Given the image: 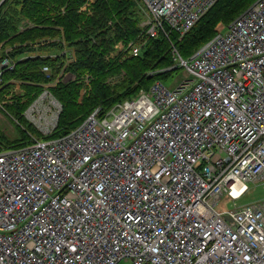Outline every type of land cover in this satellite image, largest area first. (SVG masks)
Here are the masks:
<instances>
[{
	"label": "built area",
	"instance_id": "2783aa9c",
	"mask_svg": "<svg viewBox=\"0 0 264 264\" xmlns=\"http://www.w3.org/2000/svg\"><path fill=\"white\" fill-rule=\"evenodd\" d=\"M139 1L133 56L145 40H181L218 0ZM173 53L170 86L60 138L0 146V264H264V200L219 208L264 183V0L189 59ZM38 108L50 135L44 96L25 115Z\"/></svg>",
	"mask_w": 264,
	"mask_h": 264
},
{
	"label": "trees",
	"instance_id": "16d2710c",
	"mask_svg": "<svg viewBox=\"0 0 264 264\" xmlns=\"http://www.w3.org/2000/svg\"><path fill=\"white\" fill-rule=\"evenodd\" d=\"M87 1L4 0L0 5V63L7 59L9 51V57L15 62L12 68L3 71L0 113L15 126L19 135L10 139L0 128L1 149L27 147L33 138H60L77 128L95 109L99 108L103 116L114 105L148 90L155 81H168L181 72L176 66L174 49L181 58L189 59L218 33V23L227 27L256 0H218L181 40L177 34L171 33L169 38L161 35L145 40L138 56L131 55L127 49L113 59L110 54L116 44L127 45L145 34L137 1L95 0L87 10L80 11ZM24 20L27 22L23 23ZM65 48L74 49L75 56L66 72L90 74V90L78 102L79 84L60 83L51 88L48 92L62 111L52 134L38 137L40 134L28 123L25 112L42 93L41 85L59 77L66 63ZM58 52L64 53L51 56ZM122 72V81L108 80ZM15 83L25 93L12 96L3 108L4 96L13 90Z\"/></svg>",
	"mask_w": 264,
	"mask_h": 264
},
{
	"label": "rangeland",
	"instance_id": "374dc122",
	"mask_svg": "<svg viewBox=\"0 0 264 264\" xmlns=\"http://www.w3.org/2000/svg\"><path fill=\"white\" fill-rule=\"evenodd\" d=\"M94 1L95 0H88L81 7L80 11L87 10ZM136 1H137V6H138L137 7L138 11L142 15V18H145L146 17L145 8L143 7V5L141 4V2L139 0H136ZM26 22H27V20H24L23 23H26ZM22 28L23 27L21 26L20 29H22ZM216 29L217 30L224 29V27L222 26V23H218L216 25ZM65 51H66V54H64V55H66V63L64 65V68L61 70V72L59 74V77L56 80L51 81L50 83L41 85L43 91L39 95V97L40 96H44L45 100L52 105V112L53 113L49 114L50 122L52 123L50 125V127H49V131H51V134H52V132L54 131V129L56 128V126L58 124V119H59L60 113L62 111V107L58 103V101L54 98V96H52V94L49 93L48 91H50L51 88L56 87L60 83H65V84L77 83V84H79L81 86L79 100H78V102H81L82 98L89 92L90 84H91V80H92L91 75L88 74V73H83V74L79 73V74H77V73H72V72H66L65 69L69 66V64L71 62L75 61V56H74V49H71V48H67L66 49L65 48ZM125 51H127V45H125V43H118V44L115 45L113 53L110 54V58L113 59L116 55L121 54V53H123ZM9 53H10V51L7 53V56H8L7 60H8L9 65L13 67L15 65V62L9 57ZM63 53L58 52V53L53 54L51 56L54 57L57 54L59 56V55H62ZM179 74H181V72ZM179 74L173 75V77L170 78L168 81L163 82L164 85L166 87L170 86L173 83V81L178 79ZM123 78H124V72H122L120 75H117L115 77H111L108 80L110 82L117 83L118 81H122ZM45 90H47V92ZM24 91L25 90L22 89V87H21V85L19 83H15V87L13 88V90L7 96H4V101H2V103H4L3 108H5V106H6L5 104L9 103L12 100V96H14V95H17V96L24 95V93H25ZM39 97L35 101H37L39 99ZM34 102H32V104H34ZM28 108H27V110H28ZM46 116H47V114H45V112L43 110H41L40 108L35 109V111L32 114V116H30L28 113L25 115L26 120L28 121V123H30L33 126V128L36 129V131L40 134L39 136L37 135L38 137L49 136V135H44L42 133V131H41L43 118L46 117ZM47 124L48 123H43V125H47ZM12 125L0 113V128L7 132V134L9 135L10 139L19 138V135H17L15 126L14 125L12 126ZM34 139H36V138H33V140ZM262 200H264V183L263 184H259V185H250L248 192L241 199H239L237 201H234V203L228 197H223L219 201V208L222 209V210L224 209V210L227 211V210L234 209V207L238 208L239 206H247V205H251L253 203H256L258 201H262Z\"/></svg>",
	"mask_w": 264,
	"mask_h": 264
},
{
	"label": "crops",
	"instance_id": "0c3cea01",
	"mask_svg": "<svg viewBox=\"0 0 264 264\" xmlns=\"http://www.w3.org/2000/svg\"><path fill=\"white\" fill-rule=\"evenodd\" d=\"M2 1H3V0H0V5L2 4Z\"/></svg>",
	"mask_w": 264,
	"mask_h": 264
}]
</instances>
